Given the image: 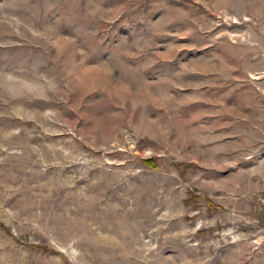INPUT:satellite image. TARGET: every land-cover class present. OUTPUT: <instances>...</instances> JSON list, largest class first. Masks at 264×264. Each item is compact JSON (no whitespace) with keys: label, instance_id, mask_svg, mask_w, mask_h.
<instances>
[{"label":"rangeland","instance_id":"374dc122","mask_svg":"<svg viewBox=\"0 0 264 264\" xmlns=\"http://www.w3.org/2000/svg\"><path fill=\"white\" fill-rule=\"evenodd\" d=\"M0 264H264V0H0Z\"/></svg>","mask_w":264,"mask_h":264}]
</instances>
